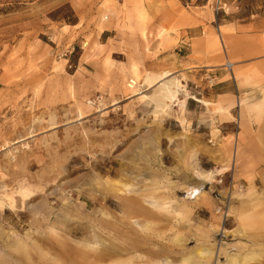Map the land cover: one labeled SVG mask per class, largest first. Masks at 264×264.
<instances>
[{"label":"rangeland","instance_id":"obj_1","mask_svg":"<svg viewBox=\"0 0 264 264\" xmlns=\"http://www.w3.org/2000/svg\"><path fill=\"white\" fill-rule=\"evenodd\" d=\"M263 98L264 0H0V264H264Z\"/></svg>","mask_w":264,"mask_h":264},{"label":"bare ground","instance_id":"obj_2","mask_svg":"<svg viewBox=\"0 0 264 264\" xmlns=\"http://www.w3.org/2000/svg\"><path fill=\"white\" fill-rule=\"evenodd\" d=\"M169 75H170L169 71L164 72L163 73L164 80L162 82H160V85L161 86H159V87L163 88V96L165 98L164 99L165 102H161V103L157 102V104H156V110H154V114H156V115L159 113V111H161L163 109L164 106L167 105V103H166L167 100L168 101H173L175 99L177 100L178 93L180 92V90L183 89V88H181L182 86L179 83V81L170 78ZM191 167L193 168V170L195 168V170H196L195 172H196V174L199 177L205 178L206 180L209 179V178L213 179V173H210V172L209 173H206V172L202 171L201 169L199 170L198 166H195L193 163H192ZM195 192H196V190H195ZM199 254L206 256V255L209 254V251L208 250L200 251Z\"/></svg>","mask_w":264,"mask_h":264},{"label":"crops","instance_id":"obj_3","mask_svg":"<svg viewBox=\"0 0 264 264\" xmlns=\"http://www.w3.org/2000/svg\"><path fill=\"white\" fill-rule=\"evenodd\" d=\"M149 9L150 10L151 9L154 10V5H150ZM171 13H172V11H171ZM263 100H264V98H263ZM262 106H264V101H263V105ZM222 109H224V108L222 107ZM227 109H228V107L226 108V110ZM244 114H245V106L242 104V106H241V115L244 116ZM214 131L216 132V130H214ZM195 190H196V192H195ZM191 192H192L191 194H193V195H195V194L199 195L200 194V191L198 189H193ZM130 211L134 212V210H130ZM136 212H139V211H136ZM99 237H100L99 234H95L93 236V238H95V240H97ZM204 250H201V251H204ZM206 250L209 251V254L206 255V256H209V255L211 256L212 255V248H207ZM258 255L259 254L255 253V255L253 254V255L249 256V258H245L244 261H242V262L238 261V259L233 257V256L232 257L229 256V258H227V263L226 264H245V263H247V262H249L251 260H255V257L258 256ZM202 256L204 257L205 255H202Z\"/></svg>","mask_w":264,"mask_h":264}]
</instances>
